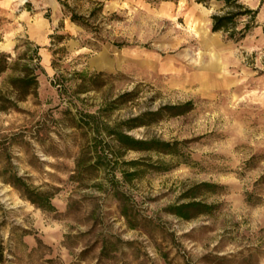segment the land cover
<instances>
[{
  "label": "rangeland",
  "instance_id": "rangeland-1",
  "mask_svg": "<svg viewBox=\"0 0 264 264\" xmlns=\"http://www.w3.org/2000/svg\"><path fill=\"white\" fill-rule=\"evenodd\" d=\"M59 1L0 0V264H264V0H240L258 10L240 41L211 31L214 0ZM25 67L37 81L27 95L8 82ZM189 101L127 131L173 152L99 136L116 162L88 154L76 174L87 114L114 127ZM9 172L54 209L22 198ZM191 201L211 209L188 220L168 210Z\"/></svg>",
  "mask_w": 264,
  "mask_h": 264
},
{
  "label": "trees",
  "instance_id": "trees-1",
  "mask_svg": "<svg viewBox=\"0 0 264 264\" xmlns=\"http://www.w3.org/2000/svg\"><path fill=\"white\" fill-rule=\"evenodd\" d=\"M195 1L207 6L208 2L211 0ZM214 1L221 3L222 6L217 13L211 15L210 17L212 32H222L226 36V39L240 41L246 37V35L252 28L257 26L255 19L258 10L247 8L240 2V0ZM59 2L62 6L67 7L66 0ZM70 20L78 26H87L86 23L82 22V18L77 16L73 12L70 13ZM33 53L34 57H29V60H36V62H38L39 56L37 53V49H35ZM8 58L9 56L7 54L0 52V75L8 69ZM35 66L38 67L37 64H35ZM24 72L25 73L22 76L12 78L8 82L15 90H17L18 92H23V95L25 93V95H27V92L30 89L35 91L37 81L36 74L34 73L33 68L25 67ZM0 100L4 101V99ZM116 102L118 101L116 100ZM191 105L192 103L189 101L181 105L164 106L157 111H147L135 117L129 118L125 121H122L121 123L116 124L114 127H107L104 125L101 127L96 121L94 115L87 114L86 116L93 121L92 123H86V125H88V128L92 131L93 137L90 145L87 146V148H82V153H80L76 160V174L77 172L79 174L80 170H82L86 164L87 166H92L90 157L89 159L85 157L88 154H91V156H96V164H107L110 166L114 162H116L115 160L113 161L112 159L108 158V156L105 154L104 145L106 143L102 139H99V136H107L112 138L117 142L119 149L123 151L134 150L156 151L164 153L173 152V150H175V144L173 143L162 142L159 140H140L131 135H128L127 131L146 126L162 115L184 114L191 109ZM17 137H20V134H14L9 139L8 144L11 145L12 141ZM87 149H90V153H87ZM112 154L115 158V153ZM131 164L136 165V163ZM122 174L124 176V179L135 175L134 172L127 173L125 171H123ZM3 182L16 189L19 192L20 196L27 200L34 207L50 211L54 209L51 204L50 193L46 191H40L38 188L29 186L27 183H25L22 177L15 175L13 172H9L8 175H5V177H3ZM210 209L211 206L196 201L173 205L168 208L170 213L184 220L190 219L192 217V214L194 215L208 213ZM123 215L125 216V213H123Z\"/></svg>",
  "mask_w": 264,
  "mask_h": 264
},
{
  "label": "crops",
  "instance_id": "crops-1",
  "mask_svg": "<svg viewBox=\"0 0 264 264\" xmlns=\"http://www.w3.org/2000/svg\"><path fill=\"white\" fill-rule=\"evenodd\" d=\"M202 44L209 46L211 44H214V40L208 38V39L203 40Z\"/></svg>",
  "mask_w": 264,
  "mask_h": 264
}]
</instances>
